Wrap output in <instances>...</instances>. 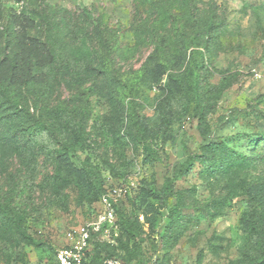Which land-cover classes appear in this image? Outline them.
Segmentation results:
<instances>
[{
	"label": "rangeland",
	"instance_id": "374dc122",
	"mask_svg": "<svg viewBox=\"0 0 264 264\" xmlns=\"http://www.w3.org/2000/svg\"><path fill=\"white\" fill-rule=\"evenodd\" d=\"M10 113L0 264H53L103 187L91 264H264V0H1Z\"/></svg>",
	"mask_w": 264,
	"mask_h": 264
},
{
	"label": "built area",
	"instance_id": "2783aa9c",
	"mask_svg": "<svg viewBox=\"0 0 264 264\" xmlns=\"http://www.w3.org/2000/svg\"><path fill=\"white\" fill-rule=\"evenodd\" d=\"M127 187L107 188L93 212L92 221L81 230L78 239L64 247L59 248L54 257L55 264H86V251L92 234L107 233L115 220V209L120 201L125 200ZM102 264H125L111 259Z\"/></svg>",
	"mask_w": 264,
	"mask_h": 264
},
{
	"label": "trees",
	"instance_id": "16d2710c",
	"mask_svg": "<svg viewBox=\"0 0 264 264\" xmlns=\"http://www.w3.org/2000/svg\"><path fill=\"white\" fill-rule=\"evenodd\" d=\"M193 40H194V38H193ZM188 47L191 48L192 46L189 45ZM156 49L159 53H163L164 52L163 44L160 42L157 45ZM198 58L199 57L195 56V52H192L191 57H190V61L188 63L187 83L189 84V87L193 90V92H195V90L197 89V75H198V70L200 69V64H199ZM9 96L10 95L8 94V96L6 97V103H9L10 100L12 99V97L9 98ZM13 120H14V117H13L12 113L6 114V115L0 114V126L3 127L4 130L10 128V125H11ZM34 126L35 125H33L30 129L34 128ZM36 128H37V124H36ZM8 130L10 131L11 129H8ZM188 164H189V162H187V165ZM167 184H170L168 180L166 181V186H167ZM108 188H111V187H108ZM106 189H107L106 187L105 188L103 187L102 190L100 191L97 203L99 202L102 195L105 193ZM95 209H96V207H94L90 210L92 215H93V212ZM119 209H120V207H117L115 209V213L119 212L120 211ZM0 212H1V216L4 220H6L7 222H9L10 224H12L14 226L18 225V221H17L16 217L11 213V210H10V207L8 206V204H5V203L0 201ZM126 226L127 225L125 222L123 227H126ZM92 235H100V234H92ZM56 251H55V253H56ZM55 253H54V257H55ZM54 257H53V264H55ZM86 262H87L86 264H91V262H89L88 260H86ZM125 264H127V263H125Z\"/></svg>",
	"mask_w": 264,
	"mask_h": 264
}]
</instances>
